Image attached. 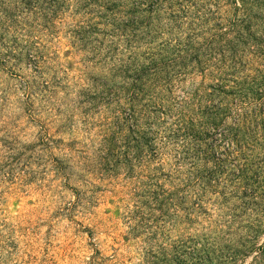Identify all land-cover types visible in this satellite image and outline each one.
<instances>
[{"label": "rangeland", "instance_id": "rangeland-1", "mask_svg": "<svg viewBox=\"0 0 264 264\" xmlns=\"http://www.w3.org/2000/svg\"><path fill=\"white\" fill-rule=\"evenodd\" d=\"M262 22L264 0H0V264H207L264 226V98L235 84Z\"/></svg>", "mask_w": 264, "mask_h": 264}, {"label": "trees", "instance_id": "trees-1", "mask_svg": "<svg viewBox=\"0 0 264 264\" xmlns=\"http://www.w3.org/2000/svg\"><path fill=\"white\" fill-rule=\"evenodd\" d=\"M257 19V18H256ZM259 21V20H258ZM249 30L254 31L253 33H264V23L254 24L249 28ZM250 31L247 32L246 36H242L245 43L254 37ZM258 44V43H257ZM260 52H263L264 45H257ZM237 87L239 88L240 96L246 100H256L262 101L264 98V71H259L256 76H247L242 78V80L236 82ZM262 97V98H261ZM246 107V106H244ZM221 111V110H220ZM222 112L214 114L212 116L206 117L208 121H211V124L219 119ZM214 121V122H213ZM241 232V235L237 234L239 239L230 242L228 246H225L226 252L220 251L217 261H211L208 259L207 264H264V240L260 242L261 234L264 235V226L263 222L257 220V223H252L246 227ZM202 262L205 260L201 257L199 258ZM247 259H251V262H247Z\"/></svg>", "mask_w": 264, "mask_h": 264}]
</instances>
